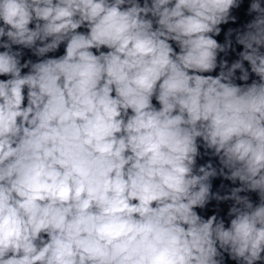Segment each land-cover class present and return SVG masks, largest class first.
<instances>
[{
	"label": "clouds",
	"instance_id": "clouds-1",
	"mask_svg": "<svg viewBox=\"0 0 264 264\" xmlns=\"http://www.w3.org/2000/svg\"><path fill=\"white\" fill-rule=\"evenodd\" d=\"M0 264H264V0H0Z\"/></svg>",
	"mask_w": 264,
	"mask_h": 264
}]
</instances>
